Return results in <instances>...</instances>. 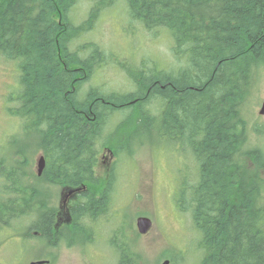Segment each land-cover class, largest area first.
<instances>
[{
	"label": "trees",
	"instance_id": "1",
	"mask_svg": "<svg viewBox=\"0 0 264 264\" xmlns=\"http://www.w3.org/2000/svg\"><path fill=\"white\" fill-rule=\"evenodd\" d=\"M83 1L86 18L75 24L71 10ZM114 1L0 0V56L18 71L10 115L20 123L0 159V232L33 215L30 239L90 244L115 177L112 168L95 172L97 155L129 157L133 141L154 138L192 165L182 168L173 204L198 236L197 264H264V154L247 147L245 117L264 70V0H123L131 22L167 32L177 66L168 70L152 56L120 63L133 91L83 92L108 55L97 42L72 43ZM38 153L41 176L32 169ZM40 183L71 194L66 215L42 200ZM140 236L136 225L120 224L107 242L112 264H148Z\"/></svg>",
	"mask_w": 264,
	"mask_h": 264
},
{
	"label": "rangeland",
	"instance_id": "2",
	"mask_svg": "<svg viewBox=\"0 0 264 264\" xmlns=\"http://www.w3.org/2000/svg\"><path fill=\"white\" fill-rule=\"evenodd\" d=\"M110 5L99 11L92 31L72 43L76 49L85 41H94L108 55L105 63L98 66L91 79L83 85V92L90 87H101L110 92L133 91L130 80L120 69V63L138 64L150 56L168 70L178 63L171 54L172 41L165 30L147 31L139 23L131 22L123 0H115ZM88 6L83 1L73 7L70 16L75 24L86 18ZM17 78L15 64L0 56V159L8 158L6 143L20 130L18 119L10 115V110L16 105L12 96L18 89ZM263 101L264 70L260 69L245 108V117L247 147L258 148L264 154V117L258 115ZM122 117L123 113L114 115L108 123L109 129ZM150 141L146 138L141 143L133 141L129 157L119 155L112 158L106 149L97 155L95 172L103 176L105 170L112 168L115 177L108 212L91 224L94 235L90 244L72 242L73 245H67L68 240L62 239L50 247L39 239H30L29 235L34 234L28 229L34 220L31 215L12 221L10 227L0 232V264H36L41 261L46 264H112L115 256L108 247L109 238L123 223L131 224L134 230L136 219L141 217L152 222L149 231L137 242L148 264H161L164 260L197 264L200 258L198 236L192 229L188 214L177 213L173 204L174 187L185 173L182 168L192 165L185 154L173 151L171 144L165 145L160 141L155 144L154 138ZM40 156L38 153L34 157V173ZM37 190L43 194L42 200L48 198L45 203L50 200L49 205L61 213V203L65 204L67 200L69 203L71 198L70 193L66 194L58 186L40 183Z\"/></svg>",
	"mask_w": 264,
	"mask_h": 264
},
{
	"label": "water",
	"instance_id": "3",
	"mask_svg": "<svg viewBox=\"0 0 264 264\" xmlns=\"http://www.w3.org/2000/svg\"><path fill=\"white\" fill-rule=\"evenodd\" d=\"M258 115L264 116V101L260 104ZM44 164H45L44 159L42 156H40L37 160V172H36L37 176H41L42 171L44 169ZM135 225H136L137 232L140 235H145L151 228L152 222L150 219L141 217V218L136 219ZM36 264H42V262H37ZM161 264H169V261L164 260Z\"/></svg>",
	"mask_w": 264,
	"mask_h": 264
},
{
	"label": "flooded vegetation",
	"instance_id": "4",
	"mask_svg": "<svg viewBox=\"0 0 264 264\" xmlns=\"http://www.w3.org/2000/svg\"><path fill=\"white\" fill-rule=\"evenodd\" d=\"M67 203H68V200H67V202H66L65 204H64V203H61V210H62L63 212H65V213H64L65 215H66V211H67V210H66L67 205H68ZM65 215H64V216H65Z\"/></svg>",
	"mask_w": 264,
	"mask_h": 264
},
{
	"label": "bare ground",
	"instance_id": "5",
	"mask_svg": "<svg viewBox=\"0 0 264 264\" xmlns=\"http://www.w3.org/2000/svg\"><path fill=\"white\" fill-rule=\"evenodd\" d=\"M145 31V30H144Z\"/></svg>",
	"mask_w": 264,
	"mask_h": 264
}]
</instances>
